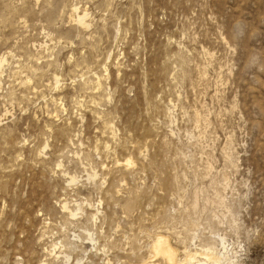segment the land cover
<instances>
[{
  "label": "rangeland",
  "instance_id": "obj_1",
  "mask_svg": "<svg viewBox=\"0 0 264 264\" xmlns=\"http://www.w3.org/2000/svg\"><path fill=\"white\" fill-rule=\"evenodd\" d=\"M0 59V264H264V0H0Z\"/></svg>",
  "mask_w": 264,
  "mask_h": 264
},
{
  "label": "bare ground",
  "instance_id": "obj_2",
  "mask_svg": "<svg viewBox=\"0 0 264 264\" xmlns=\"http://www.w3.org/2000/svg\"><path fill=\"white\" fill-rule=\"evenodd\" d=\"M73 10L77 15L78 23L80 25L86 26L87 25V21H86L87 12L86 11L81 12L80 8L77 6H75ZM2 63H3V59H0V67H1ZM58 83H59V79H58V77H56V84L58 85ZM120 162H118V163H120ZM133 163L134 162L131 158L126 160L127 166H131ZM95 176L93 175L94 178H95ZM75 180H76L75 177L70 178V182H74ZM62 209L64 212L68 213V215H70L72 217H75L78 214L77 213L78 210H80V208L77 211L75 210V208L74 209L71 208V206L67 202L63 203ZM90 239L92 241H94V239H93V237H91V235H90ZM215 249L210 246L209 248L204 250L202 252V254L204 255V260L199 259L197 252L190 253V251L189 252L185 251V258L179 259L178 258V249L175 248L170 243L169 238L163 234H158L156 240L152 243V246H151L152 256H153V254H154V256H157V257L161 256L167 264H235V262L229 256L228 252H226L224 254L223 253L220 254V253L215 252ZM66 259L68 260V256H66ZM78 263L82 264L81 261H79Z\"/></svg>",
  "mask_w": 264,
  "mask_h": 264
}]
</instances>
